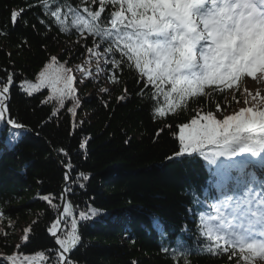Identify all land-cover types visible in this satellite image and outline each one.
<instances>
[{"label": "snow or ice", "instance_id": "6c2138e0", "mask_svg": "<svg viewBox=\"0 0 264 264\" xmlns=\"http://www.w3.org/2000/svg\"><path fill=\"white\" fill-rule=\"evenodd\" d=\"M32 7L41 9L37 15L45 29L42 35L55 29L75 39L67 48L69 59L61 62L49 55L34 74L35 82L23 79L17 84L15 71L4 70L0 124L25 130L10 115L12 86L28 97L46 89L48 95L41 103L51 105L52 118H58L62 110L75 117L81 106L80 85L106 80L116 86L126 71L131 73L137 95L154 102L153 117L164 121L157 136L168 129L176 142L167 159H198L209 172L204 198L194 199L207 208L199 213L200 251L210 257H227L230 264H264V95L259 89L255 93L245 89L243 106L230 112L219 102L215 111L199 107L202 98L211 104L213 97L229 91L240 103L239 83L245 78L264 84V0H77L75 4L37 0L27 10ZM24 14L25 9L11 11L13 27ZM10 35L0 29V37ZM22 41L27 43L26 38ZM76 57L81 62L72 64ZM99 92L110 95L105 87H99ZM127 96L124 87L117 102L126 101ZM192 105L197 110L187 121L175 126L168 122L169 114L187 112ZM82 123L73 122L68 134L73 135ZM18 135L11 134L13 143ZM87 143L82 138L79 149L85 150ZM56 151L68 156L63 148ZM65 168L61 201L74 190L72 184L83 189L81 181L90 179L80 172L73 180L70 160ZM54 199L39 195L56 212L47 227L55 247L47 254L22 253L21 247L30 241L31 230L25 228L12 253L0 252V264H75L70 254L81 242L78 225L98 221L103 213L89 203L79 210L77 219L70 203L57 204ZM5 216L0 210V221ZM0 235L6 240L7 230L0 228ZM163 250L168 254L167 247ZM190 254L172 249L176 264Z\"/></svg>", "mask_w": 264, "mask_h": 264}, {"label": "trees", "instance_id": "16d2710c", "mask_svg": "<svg viewBox=\"0 0 264 264\" xmlns=\"http://www.w3.org/2000/svg\"><path fill=\"white\" fill-rule=\"evenodd\" d=\"M36 2L0 0V29L11 32L10 37H0V77L5 69L14 70L17 84L23 79L35 82L34 74L49 55L58 56L61 62L68 60L67 48L75 39L55 29L46 37L42 35L45 29L38 24L37 15L41 9L27 10ZM71 2L75 4L77 0ZM21 9H25L23 19L13 27L10 13ZM80 62V57L72 59V64ZM107 82L80 85L77 115L72 117L62 110L58 118L50 116V104L41 103L48 95L46 89L28 97L18 87H11L10 115L25 130L0 124V210L6 214L0 225L7 230L6 240L0 235V252L12 253L14 246L21 243L25 228L31 230L30 241L21 247L22 253L47 254L55 247L47 227L56 212L39 200V195L53 196L54 202L60 204L65 165L70 160L73 180L80 172L90 179L81 181L83 189L72 184L74 190L67 194L65 202L73 206L77 219L79 210H85L89 203L103 213L98 221L78 225L81 242L70 254L75 264H176L172 256L175 248L191 253L179 264H185V260L188 264H230L227 257H210L200 251L199 213L207 208L195 204L194 199L205 196L209 172L203 161L167 159L176 142L168 129L157 136L164 121L153 117L154 102L137 95L138 85L131 73L126 71L119 85ZM99 87L108 88L110 95L101 94ZM124 87L128 89L127 99L118 103ZM239 89L240 103L232 99L229 91L213 97L211 104L202 98L199 107L215 111L219 102L221 107L228 106L226 111L238 109L245 99L243 80ZM195 110L197 106L192 105L187 112L169 114L167 120L175 126L187 121ZM73 122L83 123L69 135ZM17 132V142L13 143L11 134ZM82 138L88 139L85 150L79 149ZM60 148L67 151V157L57 153Z\"/></svg>", "mask_w": 264, "mask_h": 264}, {"label": "rangeland", "instance_id": "374dc122", "mask_svg": "<svg viewBox=\"0 0 264 264\" xmlns=\"http://www.w3.org/2000/svg\"><path fill=\"white\" fill-rule=\"evenodd\" d=\"M108 84V82H107ZM245 89H248L249 91L255 93L257 91V89H259L261 91V94L264 95V84H260L258 82L255 81H251L250 79L245 78L243 80V91ZM1 228V225H0ZM14 231H17V227L14 228ZM14 232V233H15Z\"/></svg>", "mask_w": 264, "mask_h": 264}, {"label": "water", "instance_id": "95a60500", "mask_svg": "<svg viewBox=\"0 0 264 264\" xmlns=\"http://www.w3.org/2000/svg\"><path fill=\"white\" fill-rule=\"evenodd\" d=\"M54 159L57 161V159H56V157L54 156ZM65 201H61L60 200V204H62V203H64ZM52 238V237H51ZM52 240H53V238H52ZM54 241V240H53Z\"/></svg>", "mask_w": 264, "mask_h": 264}]
</instances>
